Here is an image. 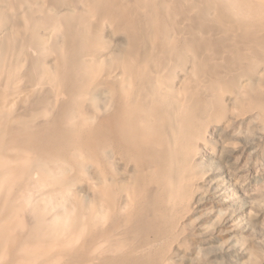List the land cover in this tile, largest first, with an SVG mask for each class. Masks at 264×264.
Returning <instances> with one entry per match:
<instances>
[{
	"label": "rangeland",
	"instance_id": "374dc122",
	"mask_svg": "<svg viewBox=\"0 0 264 264\" xmlns=\"http://www.w3.org/2000/svg\"><path fill=\"white\" fill-rule=\"evenodd\" d=\"M47 260L264 264V0H0V264Z\"/></svg>",
	"mask_w": 264,
	"mask_h": 264
},
{
	"label": "bare ground",
	"instance_id": "6f19581e",
	"mask_svg": "<svg viewBox=\"0 0 264 264\" xmlns=\"http://www.w3.org/2000/svg\"><path fill=\"white\" fill-rule=\"evenodd\" d=\"M18 257H19V255H18ZM116 258V256H113V259H115ZM20 259V257L18 258V260ZM17 261V260H16ZM123 260L121 259V262H122ZM104 262L105 261H103L101 264H104ZM16 264V263H15ZM43 264H48V260L47 261H45V262H43Z\"/></svg>",
	"mask_w": 264,
	"mask_h": 264
}]
</instances>
